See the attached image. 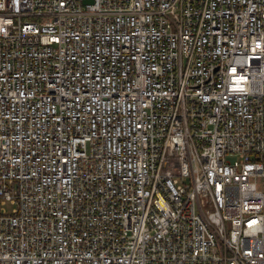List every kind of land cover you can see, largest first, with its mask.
Wrapping results in <instances>:
<instances>
[{"label":"built area","instance_id":"1","mask_svg":"<svg viewBox=\"0 0 264 264\" xmlns=\"http://www.w3.org/2000/svg\"><path fill=\"white\" fill-rule=\"evenodd\" d=\"M0 264H264V0H0Z\"/></svg>","mask_w":264,"mask_h":264}]
</instances>
